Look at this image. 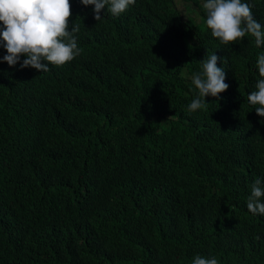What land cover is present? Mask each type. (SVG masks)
Instances as JSON below:
<instances>
[{
    "label": "trees",
    "instance_id": "obj_1",
    "mask_svg": "<svg viewBox=\"0 0 264 264\" xmlns=\"http://www.w3.org/2000/svg\"><path fill=\"white\" fill-rule=\"evenodd\" d=\"M69 2L79 56L47 72L0 62V264H264V215L247 209L264 184L247 100L264 45L220 43L206 0H136L99 21ZM242 2L264 26V0ZM212 53L229 88L190 112Z\"/></svg>",
    "mask_w": 264,
    "mask_h": 264
},
{
    "label": "clouds",
    "instance_id": "obj_2",
    "mask_svg": "<svg viewBox=\"0 0 264 264\" xmlns=\"http://www.w3.org/2000/svg\"><path fill=\"white\" fill-rule=\"evenodd\" d=\"M84 6L93 5L94 19L101 20L102 10L119 16L135 4L136 0H80ZM207 27L213 37L222 44L242 42L247 34L255 38L257 47L264 45V26L255 18L248 3L242 0H206ZM69 0H0V48L6 55L0 62L10 67L18 63L20 68H34L40 72L49 71V65L62 66L79 56V26L74 23L69 31L71 17ZM24 59L21 62V58ZM221 58L215 53L201 61L202 71L192 75V84L198 90L188 105V111L204 109L206 97L219 98L229 85L225 83L226 72L218 67ZM257 67L262 79L255 85L256 90L247 96L256 114L264 117V54L258 56ZM264 184L257 178L251 186L247 209L252 214L264 215ZM192 264H220L215 257L196 255Z\"/></svg>",
    "mask_w": 264,
    "mask_h": 264
}]
</instances>
